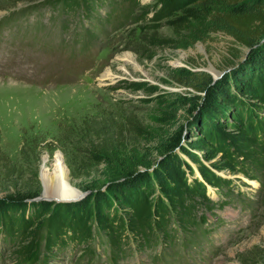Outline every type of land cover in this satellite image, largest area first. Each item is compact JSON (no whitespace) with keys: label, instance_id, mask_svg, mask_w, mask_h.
Wrapping results in <instances>:
<instances>
[{"label":"rangeland","instance_id":"1","mask_svg":"<svg viewBox=\"0 0 264 264\" xmlns=\"http://www.w3.org/2000/svg\"><path fill=\"white\" fill-rule=\"evenodd\" d=\"M44 1L0 0V20L10 17L4 24L10 27L0 31L4 35L0 40V199L15 189L38 185L39 201L60 205L105 190L118 177L111 169L89 160L92 149L132 153L133 165L143 163L134 168L135 172L155 169L162 159L155 151L157 142L169 130L160 122L164 112L160 100L187 91L176 84L173 74L187 68L209 74L218 82L238 69L251 51H244L230 36L210 30L204 23L179 32L165 22L153 28L145 13L158 0H138L136 6L130 0H100L88 12L82 8L75 12L47 8L42 5ZM151 16L150 12L148 18ZM151 38L170 39L173 43L153 46ZM133 83H145L155 90L132 91ZM15 91L20 95L11 94ZM226 112L220 125L228 133L242 127V122L233 117L238 113L245 121L254 123L256 117L264 122V107L253 109L243 103L228 107ZM250 112H255V117ZM194 116L186 110L179 112L176 126H184L183 145L215 170L223 155L203 135L202 125H192ZM182 155L193 169L190 180L204 182L200 164ZM58 157L66 166L69 190L77 193L66 201L59 200L67 189L55 173ZM44 165L51 174L50 183L44 177ZM217 173L232 181V194L209 186L215 210L200 206L196 211L198 216L207 213L209 223L204 228L211 240L205 248L217 252L206 264H264V189L258 179L241 172ZM149 194L152 201L158 198L156 188ZM223 201L227 204L220 209ZM113 207L119 210L117 204ZM128 211L130 208L119 213ZM12 216L19 220L21 214L15 212ZM26 216L35 217L33 208ZM174 228L177 235L179 228ZM204 234V229L180 234L178 245L182 247L188 241L203 244ZM2 238L0 234V264H16V247L7 248ZM91 245L98 249L92 264H108L107 251L100 249L96 240ZM86 246L70 245L49 264H77ZM200 246L191 243L184 251L190 254V249L195 251ZM136 251L132 248L133 257L121 264H155L160 247ZM200 254L196 251L192 259L204 256ZM164 258L160 264H179L173 256ZM41 259L42 253L38 264Z\"/></svg>","mask_w":264,"mask_h":264},{"label":"trees","instance_id":"2","mask_svg":"<svg viewBox=\"0 0 264 264\" xmlns=\"http://www.w3.org/2000/svg\"><path fill=\"white\" fill-rule=\"evenodd\" d=\"M99 1L45 0L42 5L74 12L82 8L88 12ZM130 1L134 6L138 3V0ZM150 12L152 16L148 18ZM145 18L153 28L165 22L175 32L204 23L210 30L227 34L236 44L249 47L251 51L238 69L218 82H214L209 74L187 68L173 74L176 84L187 91L160 100L164 108L160 122L169 130L157 142L155 151L162 159L155 169L135 172L134 168L143 163L133 165L132 153L92 149L89 160L111 169L118 177L105 190L92 191L82 201L60 205L36 201L40 195L38 185L15 189L0 199V234H3L6 246L16 247L13 254L16 264H36L40 253V264H49L59 251L82 244L87 245L82 251V259L78 260L83 263L86 259L92 260L96 254L91 245L93 240L109 252L112 264L124 260L135 242L137 249L143 251L163 242L171 246L176 237L174 227L183 233L201 228L208 223V216L206 212L195 215L198 208L215 210L216 205L208 196L204 183L226 195L232 194L229 189L232 181L220 177L217 172H241L250 179H258L264 189V122L260 123L255 112H250L255 117L254 123L245 121L241 113L233 116L242 122L236 133H228L220 125L230 106L245 103L253 109L264 107V42H261L264 39V0H158L153 9L145 13ZM172 43L170 39L151 38L150 41V45L158 47ZM130 89L153 92L155 87L133 83ZM200 96L203 99L200 100ZM181 110L192 116L195 114L192 125H202L203 135L222 153L223 159L215 170L205 166L183 145L184 126H176ZM176 127L175 131H170ZM181 153L200 164L204 182L190 180L193 169ZM155 188L158 198L152 201L149 193ZM115 204L118 211L113 207ZM30 208L35 217L26 216ZM126 208L130 211L121 215L119 212ZM15 212L21 214L19 220L12 216Z\"/></svg>","mask_w":264,"mask_h":264},{"label":"bare ground","instance_id":"3","mask_svg":"<svg viewBox=\"0 0 264 264\" xmlns=\"http://www.w3.org/2000/svg\"><path fill=\"white\" fill-rule=\"evenodd\" d=\"M13 93H15L16 95H20V94L17 93V91L12 92L11 94H13ZM44 169H45V171H44V174H45L44 177H45L46 181L50 183L52 181L51 174L48 172L47 167L45 165H44ZM55 173L58 174V177H60L63 180V183L65 184V187L67 189L65 191V193H63V196H65V197H62L59 200L65 199V201H66L70 197L76 196L77 195L76 191L69 190L71 188H70V184H69L68 179H67L66 166H64L63 160L60 157H58V159H57V165H56V171H55Z\"/></svg>","mask_w":264,"mask_h":264},{"label":"water","instance_id":"4","mask_svg":"<svg viewBox=\"0 0 264 264\" xmlns=\"http://www.w3.org/2000/svg\"><path fill=\"white\" fill-rule=\"evenodd\" d=\"M262 42H264V39L262 40ZM244 48V51H246V52H249L250 50H251V48H249V47H243ZM218 76H221V73H218ZM216 79L214 78V81H215ZM83 197L82 196H80L79 198H77V199H75V200H71V201H66L65 203H67V202H78L79 200H81ZM40 200V198H38L37 199V201H39Z\"/></svg>","mask_w":264,"mask_h":264}]
</instances>
